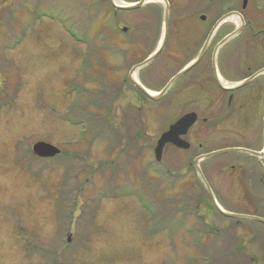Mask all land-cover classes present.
Masks as SVG:
<instances>
[{"label":"rangeland","instance_id":"1","mask_svg":"<svg viewBox=\"0 0 264 264\" xmlns=\"http://www.w3.org/2000/svg\"><path fill=\"white\" fill-rule=\"evenodd\" d=\"M250 1L264 23V0ZM112 2L0 0V264H264V223L248 218L264 219V191L248 181L256 169L246 154L201 162L223 212L193 160L225 145L166 146L155 161L163 124L187 110L168 105L171 95L143 101L122 80L149 56L163 13ZM164 55L139 71L147 88L164 84L154 76ZM39 141L61 155L39 158Z\"/></svg>","mask_w":264,"mask_h":264},{"label":"flooded vegetation","instance_id":"2","mask_svg":"<svg viewBox=\"0 0 264 264\" xmlns=\"http://www.w3.org/2000/svg\"><path fill=\"white\" fill-rule=\"evenodd\" d=\"M156 1H146L134 10L140 11L145 7L152 13H169L166 40L161 49L165 53L164 61L154 74L155 79L165 80L158 91L183 69L189 67L159 99L151 100L144 94L145 99L153 103H158L165 96L171 95L168 105L181 106L187 110L174 121L164 123L161 134L184 114L195 112L197 122L183 136L191 144L190 149L193 147L192 144L201 148L208 140L213 144L225 145L211 150L216 151L240 147L236 144L249 138L253 140L256 138L255 149L261 151L264 148V115L261 116L264 105V72L250 80L264 69V61L253 64L259 57H264V23L259 19L261 12H257L258 16L251 13L256 9L249 8L250 0H166L169 7L164 1ZM259 10L260 6H257V11ZM239 27L241 30L236 36L218 47ZM160 36L159 31L149 53L156 49ZM132 64L133 61L130 62V65ZM132 68L133 65L122 81L128 82L131 91L138 92L139 98L144 101L142 93L140 94L130 78ZM140 79H143L142 72ZM122 86L123 82L114 84L111 95L118 96ZM177 98L182 101H178ZM258 129L260 133L256 135L254 131ZM167 146L176 147L173 143ZM241 154L246 153L225 152L216 154L211 159L232 155L240 158ZM246 155L252 163V170L256 169L254 172L256 178L253 179L255 174L248 176V181L264 191V157ZM236 165L233 163L229 166L235 168ZM212 191L213 197L219 203L218 190L212 187ZM210 201L216 209L212 197Z\"/></svg>","mask_w":264,"mask_h":264},{"label":"water","instance_id":"3","mask_svg":"<svg viewBox=\"0 0 264 264\" xmlns=\"http://www.w3.org/2000/svg\"><path fill=\"white\" fill-rule=\"evenodd\" d=\"M165 1V0H164ZM145 3V0H140L137 4H122V5H116L114 4L115 7L117 8H121V9H136L139 8L140 6H142ZM165 3H167V1H165ZM167 5V4H166ZM231 16V15H229ZM168 17H169V13H165V22H164V34H163V38L162 41L159 45V47L156 49V51L150 56L148 57L145 61H143L140 64H137L133 67L132 71H131V79L133 80L134 85H136L138 88L142 89L147 95L148 97H150L151 99H158L160 98L167 90L168 88L171 86V84L180 76L182 75L187 69L188 67L183 70L181 73H179L175 78H173V80L166 86L165 89H163L159 94L155 93L152 94L150 93L149 90H147L143 85H141V83L138 81V79L136 78V73L139 69H141L142 67L146 66L147 64H149L150 62H152L154 60V58L156 57V55L159 53L162 45L164 44L165 38H166V34H167V30H168ZM241 28L239 27L234 33L228 35L221 43H225L227 40H229L230 38L234 37L235 35H237L240 32ZM264 72L263 70H260L259 72H257V74H255L253 77L250 78L253 79L254 77H256L257 75L261 74ZM241 85V83H240ZM197 120V115L195 113H188L186 115H184L183 117H181L175 124H173L170 129L166 132H164L161 137L159 138L158 142H157V146L155 148V157L158 161H161L162 159V154H163V149L165 147L166 144L168 143H173L176 146H178L179 148L182 149H188L190 147L189 142L183 140L181 138V136L185 135L188 130L190 129V127L196 122ZM33 151L35 154H37L40 157H53L57 154L60 153V150L49 144L46 142H38L34 145L33 147ZM226 151H244L247 153H250L252 155H256L258 157H264V151L262 152H258V151H252V150H248L245 148H231V149H225V150H221L218 152H211V153H207L201 156H198L195 160H194V166L197 170L198 175L200 176V178L202 179L203 183L205 184L207 190L209 191L210 195L212 196V192H211V188L209 183L207 182L201 167H200V162L201 160H204L206 158H209L217 153H221V152H226ZM216 207L220 210L221 208L219 207V205L216 204V201L214 200ZM223 212V211H222ZM225 213V212H224ZM227 216L229 217H240L239 215H235L233 213H225ZM251 220H255V221H259L261 223H264V219L259 218V217H248ZM70 240V239H69Z\"/></svg>","mask_w":264,"mask_h":264},{"label":"trees","instance_id":"4","mask_svg":"<svg viewBox=\"0 0 264 264\" xmlns=\"http://www.w3.org/2000/svg\"><path fill=\"white\" fill-rule=\"evenodd\" d=\"M135 88V87H134ZM138 90V89H137ZM139 92H140V94L142 93L140 90H138ZM142 95H143V97L145 98V95H144V93H142ZM133 116H134V114H133ZM82 122V121H81ZM134 122L137 124V125H135V123H134V125H133V127L135 126V127H137V132L135 131V132H133V137H134V139L136 140V139H142V138H144V135L142 134V132L140 133V129H142L141 127V125H140V121L139 120H134ZM134 129V128H133ZM141 146H142V144H141ZM138 149H140V148H138ZM114 165V164H113ZM113 165L112 164H110V163H108V164H106L105 163V166H109L110 168H111V171H118V167H113ZM68 177V176H67ZM97 199H95V201H96ZM93 211H94V209H91V214H93ZM89 222V221H88ZM90 222H91V220H90Z\"/></svg>","mask_w":264,"mask_h":264},{"label":"bare ground","instance_id":"5","mask_svg":"<svg viewBox=\"0 0 264 264\" xmlns=\"http://www.w3.org/2000/svg\"><path fill=\"white\" fill-rule=\"evenodd\" d=\"M116 5H122L123 3L128 5L127 3L120 0H113ZM148 2H157L156 0H147ZM150 93L155 94V92L150 91Z\"/></svg>","mask_w":264,"mask_h":264}]
</instances>
